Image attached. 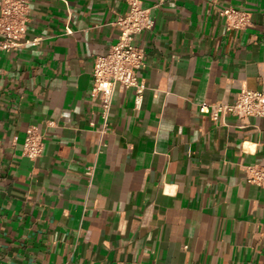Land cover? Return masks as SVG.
<instances>
[{"label": "crops", "instance_id": "1", "mask_svg": "<svg viewBox=\"0 0 264 264\" xmlns=\"http://www.w3.org/2000/svg\"><path fill=\"white\" fill-rule=\"evenodd\" d=\"M28 1L38 43L0 53V264H264V189L244 169L264 165V118L200 112L264 90V0H142L143 107L118 88L104 136L95 57L129 0ZM227 7L250 26L228 30Z\"/></svg>", "mask_w": 264, "mask_h": 264}, {"label": "built area", "instance_id": "2", "mask_svg": "<svg viewBox=\"0 0 264 264\" xmlns=\"http://www.w3.org/2000/svg\"><path fill=\"white\" fill-rule=\"evenodd\" d=\"M128 4V11L115 22L120 31L117 42L106 53L95 57L90 95L101 101L104 121L102 127L98 128L101 136L108 134V121L118 88H132L135 91L134 109L139 111L143 107L146 86L136 72L144 66L146 52L143 47L135 44V39L142 32L151 30L155 21L151 10L143 7L142 0H129ZM219 14L225 19L228 30L245 29L251 24L250 14L244 10L227 7L220 10ZM29 15L28 0H0V53L38 43V39L29 40L26 37ZM200 112L209 115L216 123L226 115L264 118V90L242 88L233 102L201 104ZM43 147V135L36 127H30L26 131L23 155L36 160L42 155ZM244 169L246 180L264 189V165H247ZM87 172L92 175L94 167H88Z\"/></svg>", "mask_w": 264, "mask_h": 264}]
</instances>
